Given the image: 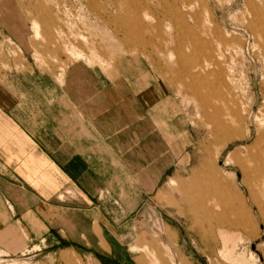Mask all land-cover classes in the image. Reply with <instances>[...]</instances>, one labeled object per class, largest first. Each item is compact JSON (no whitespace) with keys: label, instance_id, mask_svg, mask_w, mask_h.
Masks as SVG:
<instances>
[{"label":"rangeland","instance_id":"obj_1","mask_svg":"<svg viewBox=\"0 0 264 264\" xmlns=\"http://www.w3.org/2000/svg\"><path fill=\"white\" fill-rule=\"evenodd\" d=\"M76 63L140 113L105 179L112 247L0 264H264V0H0V70Z\"/></svg>","mask_w":264,"mask_h":264},{"label":"crops","instance_id":"obj_2","mask_svg":"<svg viewBox=\"0 0 264 264\" xmlns=\"http://www.w3.org/2000/svg\"><path fill=\"white\" fill-rule=\"evenodd\" d=\"M108 79L77 63L61 84L34 70H0L1 251L112 247L103 228L105 179L113 183L121 146L131 150V129L138 137L140 113L120 81Z\"/></svg>","mask_w":264,"mask_h":264}]
</instances>
